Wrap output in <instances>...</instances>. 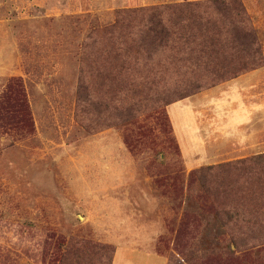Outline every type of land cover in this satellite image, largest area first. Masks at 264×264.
<instances>
[{"label": "rangeland", "instance_id": "obj_1", "mask_svg": "<svg viewBox=\"0 0 264 264\" xmlns=\"http://www.w3.org/2000/svg\"><path fill=\"white\" fill-rule=\"evenodd\" d=\"M186 1L204 0H0V111L12 120L0 124V264H62L72 238L115 246L113 264H168L188 250L189 264H264L247 243L233 256L206 253L226 199L215 202L198 177L264 153V0H242L263 65L158 111L109 114L126 84L94 67L119 11ZM94 41L84 64L82 44ZM155 67L163 81L150 69L137 87L147 97L186 80ZM81 75L90 130L76 117ZM242 180L219 168L212 186Z\"/></svg>", "mask_w": 264, "mask_h": 264}, {"label": "trees", "instance_id": "obj_2", "mask_svg": "<svg viewBox=\"0 0 264 264\" xmlns=\"http://www.w3.org/2000/svg\"><path fill=\"white\" fill-rule=\"evenodd\" d=\"M118 14L117 24L103 28L106 39L95 55L94 66L99 73L103 70L101 78L126 84L125 100L109 112L116 113L118 118L122 119L123 113L135 118L142 112L158 111L263 65L259 36L242 0L186 1L149 9L123 10ZM95 43L98 41L92 46L90 42L82 44V63L90 64L85 56L88 52L94 53ZM155 66L163 67L164 72L168 69L183 72L186 80L176 82L174 89L161 90L153 97H147L146 91L140 92L137 87L147 86L150 77L146 72L150 69L154 70L150 81H163V74ZM105 71L107 75L104 76ZM88 92L81 75L76 117L80 125L90 130L85 119L95 107L91 109ZM103 113L104 110L98 112ZM100 119L98 116L97 120ZM11 122L8 115L0 111V124ZM219 168H228L243 180L226 182L223 189L218 190L212 186V179ZM198 177L215 202L222 194L226 199L213 213L221 225L209 242L204 239L208 245L206 253L233 256L247 243L245 250H255L260 256L264 250V153L224 166H202ZM204 221L206 224L210 219L204 218ZM114 252L113 245L72 238L61 256V263L113 264ZM193 258V250L183 251L179 255H170L168 264H189Z\"/></svg>", "mask_w": 264, "mask_h": 264}]
</instances>
